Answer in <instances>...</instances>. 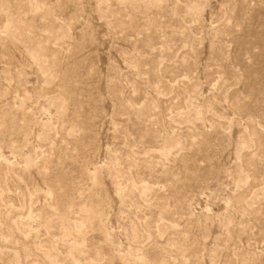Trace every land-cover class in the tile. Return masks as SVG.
<instances>
[{
  "label": "rangeland",
  "instance_id": "obj_1",
  "mask_svg": "<svg viewBox=\"0 0 264 264\" xmlns=\"http://www.w3.org/2000/svg\"><path fill=\"white\" fill-rule=\"evenodd\" d=\"M0 264H264V0H0Z\"/></svg>",
  "mask_w": 264,
  "mask_h": 264
},
{
  "label": "bare ground",
  "instance_id": "obj_2",
  "mask_svg": "<svg viewBox=\"0 0 264 264\" xmlns=\"http://www.w3.org/2000/svg\"><path fill=\"white\" fill-rule=\"evenodd\" d=\"M195 11V10H194ZM16 21L14 20V19H10L9 21H8V23H7V25H5L6 26V29L8 30V32H10L11 33V36L12 37H14L15 38V30H18V25L15 23ZM42 49V47L41 46H38V48H35L34 49V51H33V53L35 54V55H37L38 53L37 52H39V50H41ZM40 55V54H39ZM141 189H143V190H146V189H149L150 188V186H147V185H142L141 187H140Z\"/></svg>",
  "mask_w": 264,
  "mask_h": 264
}]
</instances>
